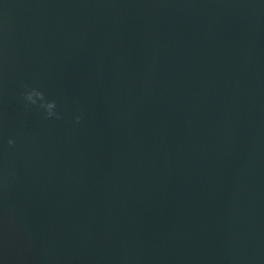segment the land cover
Listing matches in <instances>:
<instances>
[{"label": "water", "instance_id": "1", "mask_svg": "<svg viewBox=\"0 0 264 264\" xmlns=\"http://www.w3.org/2000/svg\"><path fill=\"white\" fill-rule=\"evenodd\" d=\"M0 264H264V0H0Z\"/></svg>", "mask_w": 264, "mask_h": 264}, {"label": "clouds", "instance_id": "2", "mask_svg": "<svg viewBox=\"0 0 264 264\" xmlns=\"http://www.w3.org/2000/svg\"><path fill=\"white\" fill-rule=\"evenodd\" d=\"M38 94H39V93H38V92H35V91L30 92V93L27 94L26 99H27L28 101H32L33 96H34V95H38ZM44 108H45V110H46V112H47V114H48L49 116H51V115L54 114V105H53V104H47V105L44 106ZM8 143H9V144H12L13 141H12V140H9Z\"/></svg>", "mask_w": 264, "mask_h": 264}]
</instances>
